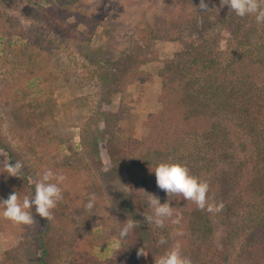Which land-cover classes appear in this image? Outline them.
<instances>
[{"label": "rangeland", "instance_id": "rangeland-1", "mask_svg": "<svg viewBox=\"0 0 264 264\" xmlns=\"http://www.w3.org/2000/svg\"><path fill=\"white\" fill-rule=\"evenodd\" d=\"M72 1L0 0V172L5 162L24 164L21 177L0 173V202L13 192L21 201L34 197L35 181L46 170L66 177L51 221L34 206L31 226L0 215V264H155L176 240L192 264H254L244 254L243 239L230 240L224 229L209 243L192 233L180 202L166 201L182 215L179 226L166 222L156 228L143 218L151 208L135 174L145 162L136 142L147 137L150 118L162 109V73L177 49L166 32L156 33L164 11L197 0H80L74 11ZM23 29L34 32L25 37ZM37 47L43 51L39 63L28 54ZM102 68H117V85L104 81ZM25 70L33 78L16 81L12 73ZM14 82L30 88L24 96L32 103L28 110L43 114L33 130L19 128L3 103L4 88ZM93 194L89 213L85 204ZM127 219L140 227L116 249L113 238ZM177 230L184 235L173 236ZM161 236L166 244H158ZM41 243L48 250L45 262ZM141 248L147 255L138 257Z\"/></svg>", "mask_w": 264, "mask_h": 264}, {"label": "trees", "instance_id": "trees-1", "mask_svg": "<svg viewBox=\"0 0 264 264\" xmlns=\"http://www.w3.org/2000/svg\"><path fill=\"white\" fill-rule=\"evenodd\" d=\"M199 3L197 0L183 8L174 5L173 10L163 13L166 16L156 37L166 32L177 49L162 73V109L150 118L147 137L136 142L144 148L145 162L136 167L135 174L162 204L180 202L192 233H201L209 243L224 229L230 240L243 239L244 254L249 253L254 264H264V24H257L251 15L236 16L227 5L221 7L220 0H205L212 10L209 12L199 10ZM69 6L78 10L80 0ZM31 31L23 29L25 37ZM106 36L112 41L117 38L114 33ZM42 52L37 47L28 54L39 63ZM101 54L108 55L104 50ZM112 56L114 53L108 55ZM112 68L113 61L109 70ZM102 69L104 81L117 85V68ZM31 73L12 74L16 81L26 82L33 78ZM3 92V103L12 112L14 123L23 130H33L43 114L28 110L32 103L24 96L30 88L14 82ZM9 156L13 162L12 151ZM160 163L181 164L190 175L207 181L209 202H222L223 210L210 214L182 196L168 198L156 186L154 171ZM234 220L238 227L231 235ZM41 245L45 262L48 250Z\"/></svg>", "mask_w": 264, "mask_h": 264}, {"label": "clouds", "instance_id": "clouds-1", "mask_svg": "<svg viewBox=\"0 0 264 264\" xmlns=\"http://www.w3.org/2000/svg\"><path fill=\"white\" fill-rule=\"evenodd\" d=\"M211 3V0H209ZM221 7L227 5L230 11L236 16L244 18L245 16H254L257 24H264V0H220ZM199 10L205 12L212 11L205 0H200ZM24 164L16 161L13 165L9 162L3 163V171L6 173V179L10 177H21ZM156 186L164 191L168 198L172 196H182L184 200L191 201L198 209L206 210L210 214H216L223 210L224 204L210 203L208 198L209 183L201 181L197 177L190 175L189 169L178 163H160L154 171ZM66 177L62 174H54L51 170L44 171L43 175L35 181L34 197L25 196L21 201L18 193H11L6 200L0 202V208L3 209L2 217L15 225L31 226L36 223L32 207H35L36 214L46 221H51L54 217L52 210L56 208L57 203L63 199L61 187ZM147 197V202L151 208V214H143L144 221L156 228H164L166 222L179 226L183 219L182 215L169 203L161 204L159 197L148 193L145 190H139ZM95 195H91L85 204V211L91 212L94 207ZM140 223L133 219H127L119 230L118 238L114 237L113 246L120 248L121 242L128 238L134 229L139 228ZM173 236H183V231L177 230ZM167 240L161 236L158 244H166ZM144 249L141 248L137 256H146ZM155 264H192L191 258L182 255L181 242L176 240L169 250L163 255L155 258Z\"/></svg>", "mask_w": 264, "mask_h": 264}]
</instances>
